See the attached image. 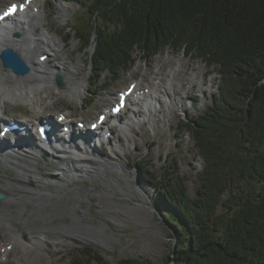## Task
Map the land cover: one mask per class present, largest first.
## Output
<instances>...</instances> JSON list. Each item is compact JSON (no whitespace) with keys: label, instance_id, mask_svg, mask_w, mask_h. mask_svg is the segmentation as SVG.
<instances>
[{"label":"trees","instance_id":"1","mask_svg":"<svg viewBox=\"0 0 264 264\" xmlns=\"http://www.w3.org/2000/svg\"><path fill=\"white\" fill-rule=\"evenodd\" d=\"M89 12L64 37L94 47L96 86L106 70L134 62L137 48L147 56L184 49L221 77L208 110L183 121L205 160L197 195L177 174L157 187V206L173 211L163 214L174 226L173 264H264V0H94ZM81 252L74 264L104 260L93 247Z\"/></svg>","mask_w":264,"mask_h":264},{"label":"rangeland","instance_id":"2","mask_svg":"<svg viewBox=\"0 0 264 264\" xmlns=\"http://www.w3.org/2000/svg\"><path fill=\"white\" fill-rule=\"evenodd\" d=\"M12 1L0 0V8ZM87 1L89 5L84 6L72 0H40L39 2L46 15L43 20L45 30L52 36L60 38L62 44H66L65 55L70 54L69 61L73 59L72 67L80 71L76 88L81 94L71 97L64 95L67 93L69 86L67 78L70 76L69 71H66L63 75L64 84L60 86L56 83V86L52 88L54 92L62 93L61 95H64L62 98H53L52 101L49 97L44 99L48 105L45 110L40 105L33 109L23 103L16 105L9 101L4 106L6 117L21 118L22 115H29L32 120L37 115L39 118L47 117L58 110L69 109L76 119L83 118L91 121L105 109L109 99L116 98V92L126 87L130 81L140 80L141 84L138 88L151 86V88L157 87L162 90L164 85L163 87L160 85L162 78L159 74L160 69H170L179 65V61L182 63V69H179L181 71L176 81L179 80L182 84L181 93L184 97L199 98L192 107L189 106L190 102H187L186 98L179 101L180 105L185 104L188 111L176 108V105L169 107L164 103L156 126H153L155 117L150 116L136 132V138L140 143L138 146L136 141L127 142L123 138L129 147L127 154L123 157L116 155L113 150L119 141L116 135V131H119L117 128L113 130L114 134L111 136L112 147L107 145L108 149L104 152L106 156L104 155L102 159L91 160L88 151L83 152V157L89 160L91 171H86L87 163L78 164V174L81 177L79 181L69 182L67 188L70 192L60 203H57L55 209L53 208L51 219L31 224L27 229L18 225L21 231L19 233L27 231L29 233L26 234V238L21 239L24 243L15 244L8 261L9 264H19L18 256L23 257V264H74L73 260L82 255L81 250L90 246L103 256L104 260L101 264H117L124 258L148 260L153 264H173L174 261H171L170 257L174 256L173 251L175 252L176 246L174 226L163 215L173 214V211L157 206L155 202L159 198L157 187H163L177 174L181 180L184 179L188 188L187 193L191 197L197 195L205 160L198 155L192 135L183 129V119H198L208 110L219 94L221 77L216 67H210L202 58L186 54L184 49L168 46L161 53L151 57L137 48L134 52L135 61L129 64L128 68H122L116 72L106 70L98 83V93L90 94V89L96 87L94 82L97 78L93 73L91 61L94 47L81 49V43L74 36L69 40L63 38L67 32L74 29L78 22H84L89 18V6L94 0ZM58 4H64L63 10L57 9ZM39 54L40 51H37V57ZM193 76H195L196 84L191 89L192 94L187 96L188 94L184 93ZM47 93L50 94V92ZM40 110H42L41 113ZM132 115V111L122 114L123 117L125 116L124 121ZM110 125H117V122L113 120ZM124 128L125 125L120 130ZM123 148L121 151L125 152V147ZM53 159L56 160L55 157L50 156L48 160ZM45 160L43 158L44 163ZM103 163H106L108 167H101ZM147 168L152 172L149 174L150 179L142 175ZM59 171L45 170V174L38 180L39 184L48 190H54L55 185L65 184L66 178L73 171L67 168L63 172ZM19 172L20 167L15 166L7 169L6 175L13 178L18 176ZM50 172L57 173V178L53 179L49 176ZM79 189L92 191L83 192L78 197L79 202L76 201L75 196L69 197L71 191ZM4 195L7 198L6 194ZM5 197L3 199H6ZM76 202L77 209L83 214L81 217L80 213H73ZM33 207L32 204L30 209ZM27 214L28 211L22 216V220ZM74 216L78 217L84 225H80L72 233L57 229L69 226ZM52 217L55 219L53 220ZM48 226H51L53 230L49 236H43V239H46V243L42 246L43 252L38 250L39 245L31 252L23 250L22 245L31 244L29 238L40 237L41 230ZM1 238L0 256L3 255L1 250L3 244L11 242L13 234L7 232ZM40 253L41 256L36 257ZM28 258H31L30 261ZM85 262L89 261L86 259Z\"/></svg>","mask_w":264,"mask_h":264},{"label":"bare ground","instance_id":"3","mask_svg":"<svg viewBox=\"0 0 264 264\" xmlns=\"http://www.w3.org/2000/svg\"><path fill=\"white\" fill-rule=\"evenodd\" d=\"M39 8L40 11L37 12ZM62 8H64V4L57 5V9L59 11L63 10ZM45 18L46 15L42 11V5L36 3L32 8L27 9L22 17L13 20L9 24V26H11L10 30H0V51L5 47L14 49L15 51L19 52V54L26 61L27 65L30 67V71L28 73L17 75L12 69L4 67L0 59L1 120H6L3 112L5 104L9 101L14 102L16 105L23 103L24 105H27L28 108L33 109L36 108L37 105H40V107L45 110L48 105L44 99L48 97L59 99L64 95L71 97L73 95L76 96L81 94L76 88V80L80 75V71L79 69L72 67L73 59H71V63V61H69L70 54L68 53L69 56L65 55L64 51L66 44H62L60 38L52 36L50 32L47 33L48 31L45 30L43 24V20ZM14 32H19L20 35L14 36ZM63 38L65 39V37ZM37 51L43 52L37 57ZM45 54H48V59L46 61H42L41 56ZM179 62L180 64L178 67H173L169 72H167L166 69H160L159 74L162 76L161 81H165L164 88L163 90H158L157 87L151 88L149 92H145L144 94L147 98L156 102L164 103L162 96L160 95V93H162L164 96H169L171 98L170 102H166L169 107L176 105L177 101H180L184 98V95L179 90L182 84L179 83V80L176 81V79H178L177 76L180 74L179 71H181L179 69L182 67L181 61ZM66 71H69L70 74V76L67 78L69 86L66 90L67 93L61 95L62 93L54 92L52 88L56 86V74H63L64 72L66 73ZM169 75H172V78L168 84L166 82V77ZM192 86H194V83ZM192 86H190V88H192ZM137 90L138 89L136 88L134 93H136ZM47 92H50V94ZM189 94H191L190 90H188V95ZM131 105V110L135 115L123 122L125 125L123 130L116 131L119 141L117 145L113 147V150L115 154L120 157H123L124 154H127L129 150L128 144L123 141V138L127 142L132 140L136 141V145L138 146L140 143L136 138V132H138L142 125L147 122L150 116L155 117V122L153 124L155 127L156 121L160 116L159 112L161 108L145 107L141 95L133 99L131 101ZM106 108H109V106ZM183 110H186V108H183ZM38 118L39 116L37 115L36 119ZM110 127L113 128L112 130H115L113 126ZM23 139L28 141L24 137ZM9 144L10 142L7 139H2L0 137V192L6 194L7 196V198L5 197L6 199H2V201L0 200V238L4 234H7V232H9V234H13V245L10 248H4L3 255L0 258V264L10 263L8 259L10 256H12L15 244L18 242L24 243V241L21 239L24 237L26 238V234L29 233V231L26 233H19L21 231L18 225H21L24 227V229H27L30 228L31 224L38 223L39 221H45L50 218L52 212H54L53 208L55 209L57 203H60L68 195L67 193L70 192L67 188L69 182L79 181L81 176L78 174V164L87 163L86 171H91V166L88 164L89 160L83 157V152L88 151L90 159L94 161L102 159L105 155L104 151H102V148H104L103 146L100 148V146L95 147L91 145L93 147L91 150L99 155V158H93L90 155V150L79 144L77 151L73 150L71 153L60 152L61 155L51 154L50 156L53 158L55 157L56 160H45L44 163L42 158L43 152L41 150L36 149L35 153L26 152L24 154L11 156V153L9 152ZM123 147H125V152L121 151ZM53 153L55 152L53 151ZM73 155H75V157ZM15 166L20 167L19 175L9 178L6 175V170ZM101 167L107 168L108 165L103 163L101 164ZM66 168L73 171V173L68 175L65 184L55 185L54 190H48L39 184L38 180L45 174V170H61L63 172ZM48 174L53 179H56L58 176L57 173L53 172ZM74 191H71L69 197L75 196L76 201H79L78 197H80L83 192H90L92 190L88 189L83 191L79 189ZM32 204L34 207L30 209ZM77 206L78 203L76 202L73 207V213H80L79 216L81 217L83 214L79 212ZM27 211V216L24 220H22V216L25 215ZM54 217H52L53 220L55 219ZM80 225H84V223L82 224L80 219L74 216L73 221L69 226H64L57 229H62L72 233V231H75L76 228L80 227ZM52 230L53 228L48 226L41 230L40 237L33 236L29 238L31 244L22 245L23 250L31 252L34 251V249L39 245L37 247H40L38 250L43 252L42 246L46 243V239H43V236H49ZM0 240H2V238ZM11 243L12 242L8 244ZM8 244L6 246H8ZM38 256L40 257L41 253L36 257ZM22 260L23 257L21 258L17 256V261L19 264H23Z\"/></svg>","mask_w":264,"mask_h":264},{"label":"water","instance_id":"4","mask_svg":"<svg viewBox=\"0 0 264 264\" xmlns=\"http://www.w3.org/2000/svg\"><path fill=\"white\" fill-rule=\"evenodd\" d=\"M4 64L7 67H11L17 73H25L29 70L25 61L21 58V56L13 50L12 48H7L4 50L3 54L1 55ZM59 83H62V78L58 76ZM4 198V195L0 193V200Z\"/></svg>","mask_w":264,"mask_h":264},{"label":"snow or ice","instance_id":"5","mask_svg":"<svg viewBox=\"0 0 264 264\" xmlns=\"http://www.w3.org/2000/svg\"><path fill=\"white\" fill-rule=\"evenodd\" d=\"M17 7L22 8L23 5H19V6H17V5H13V6L9 9V12L5 13V15H8L10 12L15 11Z\"/></svg>","mask_w":264,"mask_h":264}]
</instances>
